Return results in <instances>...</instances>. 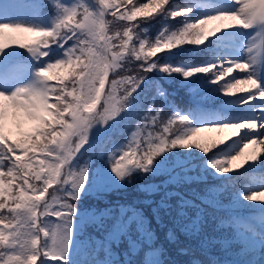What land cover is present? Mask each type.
Masks as SVG:
<instances>
[{
    "label": "snow or ice",
    "instance_id": "obj_1",
    "mask_svg": "<svg viewBox=\"0 0 264 264\" xmlns=\"http://www.w3.org/2000/svg\"><path fill=\"white\" fill-rule=\"evenodd\" d=\"M3 4L4 0H0V54L10 47L8 41L20 44L12 33H33L34 43L20 46L33 54L38 52L40 57L48 56L45 49L53 43L61 48L70 40L74 43L64 48L61 57L49 59L35 70L42 87L21 83L26 75L25 67L0 64V264H46V261L50 264H72L73 252L79 251V242L75 238L78 212L74 202L86 186L88 165L76 170L70 167L71 162L89 143L96 127L106 128L131 107L136 98L134 94L153 70L169 75L180 73L185 78L197 73L211 74L210 83L216 84L221 77L239 69L240 72L218 86L224 95L242 92L239 103L250 105L253 115L233 118L204 116L197 124L189 115L172 111L162 124V131L156 135L149 131L140 138L142 130L157 125L161 116L156 103L150 102L141 122L135 125L136 131L131 133V139L107 153L108 167L117 179L123 180L133 167L148 171L161 153L177 147L187 149L194 144L195 148L207 154L208 145L193 139L204 130L200 126L210 125L216 130H248L239 138L243 147L236 155L231 151L205 155V165L216 174L227 172L225 165L230 166L244 156L249 144L264 145V81L259 78L255 57H217L215 62L188 68L159 64L150 59L164 50H171L175 44L185 43L186 37L194 36L187 42L200 45L212 35L203 29L209 21H221L216 29L218 33L237 27L264 26V0H193L191 4L178 7H169V0H148L147 3L119 0L120 5L127 4L130 8L119 13L111 11L118 6L117 3L97 0L99 11L88 7H66L49 29L7 19ZM55 4L60 6L59 0H55ZM153 5L159 6V13L164 12L168 18L192 13L198 7L212 11L196 19L185 15L182 29L170 34L163 31L150 41L136 34L132 22L139 23L136 21L138 15L146 19L153 16L157 12ZM150 8L151 11H147ZM110 11L113 17L118 15L121 21L127 22L122 33L108 34L107 25L111 21L106 20V16ZM254 48L255 44L245 51L251 53ZM133 58L138 62L135 71L129 69L131 74L121 75ZM225 61L231 66L224 68ZM58 70H63L64 74L60 75ZM110 73L116 78L110 79ZM240 73H244L243 79L237 78ZM69 77L70 82L64 83ZM55 79L61 81L60 86H50L49 81ZM242 84L251 90L240 88ZM151 86L155 87L156 96L165 97L158 84L153 82ZM121 88L123 95L117 100ZM50 93L54 94V102H50ZM5 101H10L13 107L36 122L34 131L16 140L5 133ZM98 104L100 108L96 110ZM177 123L182 125L183 135L172 138V126ZM232 143L235 145L236 141ZM248 159L255 161L256 156ZM53 184L56 187L52 192L61 193L59 198L50 194L57 207L45 199V193H49ZM65 186L74 191H62ZM244 199L253 201L257 197L247 195Z\"/></svg>",
    "mask_w": 264,
    "mask_h": 264
},
{
    "label": "trees",
    "instance_id": "obj_2",
    "mask_svg": "<svg viewBox=\"0 0 264 264\" xmlns=\"http://www.w3.org/2000/svg\"><path fill=\"white\" fill-rule=\"evenodd\" d=\"M36 13L46 21L45 29L52 28L49 23L56 22L66 7H88L85 1L70 6L59 0H30ZM111 11L125 12L130 10L127 4L120 5L119 0ZM147 3L148 0H139ZM193 0H169V7L191 4ZM95 3L97 4V0ZM138 3V0H132ZM164 5L163 7H167ZM157 12L147 19L143 15L136 17V34L154 41L163 31L177 32L183 28L185 15L196 19L209 13L208 8H196L192 13H183L175 18L167 17L164 12ZM111 11L106 20L108 34L123 32L126 23L119 16L113 17ZM147 11H151V8ZM202 18V17H200ZM211 21L203 25L206 32ZM195 37H186L185 43L175 44L171 50H164L157 54L159 64H170L188 68L215 62L219 57V49L231 38L225 34L205 39L200 45L187 42ZM20 44H11L13 54L9 59L17 63H29L36 70L49 59H56L64 54V48L74 41H68L64 48L59 44L50 45L48 56L40 57L33 54L21 44L32 45L35 38L26 34L18 36ZM135 39V35H134ZM119 43V41H115ZM147 50V47L145 51ZM135 58L125 65L121 75L131 74L128 70L137 68ZM216 71V69H213ZM63 75V70H58ZM56 73H50L54 75ZM227 76L215 84L210 83L211 74L197 73L185 78L180 73L166 74L153 70L146 77V82L135 93V100L117 121H113L106 128L96 127L90 136V141L71 162L70 167L79 170L88 165L87 183L75 201L77 208L76 240L79 242L78 253L73 252L72 264H247L251 263V239L248 232L240 224L241 218L253 219L263 209L260 200L248 201L247 195H255L251 190L257 182L253 175V161L248 159V151L232 164L225 165L228 171L216 174L208 168L204 161L205 155H212L219 151L236 149L239 134L230 132L222 134L212 126L197 133L193 139L207 144L209 152L204 154L202 149L174 148L161 153L150 166L148 171L132 169L129 175L119 180L108 167L109 151L126 144L131 139V133L136 131L135 125L141 122L150 102H155L161 111L157 125L143 129L140 138L151 131L153 135L162 131V124L167 121L172 111H180L190 116L197 123L196 114L200 111L212 110L221 105H227L228 95L221 93L219 84L227 82ZM113 77L110 73V79ZM71 77L64 83L70 82ZM153 82L164 91L165 97L156 96ZM50 86H60L59 79L50 80ZM108 84L106 82L105 90ZM123 95V89L118 90L116 99ZM54 102V94L50 93ZM155 97V101L153 98ZM103 99V94H102ZM118 106V105H117ZM100 105H97L99 110ZM36 123V122H35ZM35 123L26 128L11 133L13 140L23 138V135L34 131ZM199 126V125H198ZM183 127L179 123L172 126V138L183 135ZM233 141L236 144L233 145ZM135 159L136 157H132ZM224 159V157H219ZM16 183H19L17 180ZM45 193L53 207L56 201L51 195L60 197V192ZM62 191H74L65 186ZM51 194V195H50ZM52 219H57L53 217ZM119 225V228H117ZM50 259V258H48ZM46 264L50 262L46 261Z\"/></svg>",
    "mask_w": 264,
    "mask_h": 264
},
{
    "label": "rangeland",
    "instance_id": "obj_3",
    "mask_svg": "<svg viewBox=\"0 0 264 264\" xmlns=\"http://www.w3.org/2000/svg\"><path fill=\"white\" fill-rule=\"evenodd\" d=\"M80 1H87L89 5L96 11H99L98 7L95 5L94 0H63L64 3L74 6L75 4L79 3ZM3 11L6 14V18L13 21H19L26 25H33L38 28H44L45 29V22L39 18L34 10L32 9L30 4H26L25 2H22L21 0H4L3 4ZM212 11V10H211ZM221 24V21H212L207 32L212 33V35H219L222 33H226L228 36L232 38V41L227 43V46L229 50L222 51L223 53H220L221 59L224 57H238L240 59H247L248 57H255V59L258 62V75L259 78L264 81V26H261L260 24L255 25L252 28L244 29V28H233L229 30H223L221 33L216 32L217 27ZM50 26H53L54 24H49ZM9 30H6V32ZM22 34H26L30 38H35L33 33H12L13 36L16 38L18 36H21ZM208 36V37H209ZM9 46H11V41H8ZM253 44L256 45V48L253 49L251 53H247L245 49L250 48ZM11 47L6 49L3 54H0V64L10 66L12 64L10 60H7L6 54L11 53ZM15 51V50H14ZM224 68L230 67L231 65L225 61L223 64ZM26 68V75L24 79L21 81V83L25 86L34 84L36 87H42L43 84L37 80V77L35 76V71L29 68L28 66H23ZM237 72H240L239 69H234L233 72L227 74V81L228 79L236 75ZM243 74L240 73L239 76H237L238 79H243ZM240 88L248 89V85L242 84L239 86ZM234 99L232 101H237L236 103H233V106H241L244 107V105H241L239 103V97L243 95L242 92H234L230 93ZM258 103V101H257ZM247 107L250 108V111L247 113L246 116L253 115L252 109L250 105H247ZM5 108H6V116H5V129H9L11 133H15L19 130H24L31 125L35 123V121L28 118L22 110H19L12 106L10 101H5ZM15 115V120L12 124L8 121L9 117L12 115ZM19 113V115H16ZM258 114V113H257ZM209 116V115H202L200 118V123L202 122V117ZM212 117H219L220 111L217 110L214 112ZM210 126V125H209ZM209 126H201L204 130H206ZM243 130V131H242ZM222 134H229L230 132H240L243 136L244 132L248 131L246 129H224L219 130ZM243 145L239 143V145L236 147V149L232 150V155H236V152L239 150V148H242ZM249 157L252 155L256 156V160L253 161V165L256 166L257 171L260 173V177L257 183L254 185V189L256 191H253V193L256 194V197L264 206V145L260 144H249V147L247 148ZM257 221L256 225L250 224L245 219H241L240 222L242 226H244L246 229H248L249 235L252 236L253 240V249L255 250V258L259 259L260 261H256L254 263H247V264H264L263 255H264V211L262 214L257 215ZM246 264V263H245Z\"/></svg>",
    "mask_w": 264,
    "mask_h": 264
},
{
    "label": "bare ground",
    "instance_id": "obj_4",
    "mask_svg": "<svg viewBox=\"0 0 264 264\" xmlns=\"http://www.w3.org/2000/svg\"><path fill=\"white\" fill-rule=\"evenodd\" d=\"M12 115L9 117V119H8V121L11 123L12 122V124H13V122H14V120H15V115H13V113H11Z\"/></svg>",
    "mask_w": 264,
    "mask_h": 264
}]
</instances>
